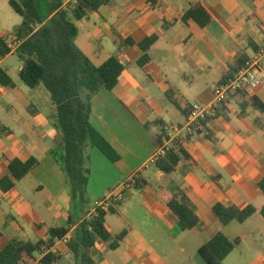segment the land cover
<instances>
[{
	"label": "crops",
	"instance_id": "0c3cea01",
	"mask_svg": "<svg viewBox=\"0 0 264 264\" xmlns=\"http://www.w3.org/2000/svg\"><path fill=\"white\" fill-rule=\"evenodd\" d=\"M193 5L210 14L207 26L184 20ZM75 24V44L94 65L111 56L124 65L117 86L91 99V123L119 155L112 162L98 148H89L91 209L120 182H137L106 212L113 239L125 233L119 246L112 250L98 240L90 250L93 264H207L199 249L218 233L240 239L224 264H264V195L259 188L264 113L252 104V97L264 104V58L260 87L232 95L208 116L200 133L178 144L187 156L174 173L166 176L150 163L161 146L157 136L162 128L166 135L167 128L185 125L191 104L211 105L214 88L264 50V0H113ZM152 36L150 60L141 66L138 44ZM119 38L135 45H122ZM21 68L14 76L5 69L13 86L0 85L5 107L0 111V179L10 159L35 158L37 164L11 190L0 189V251L14 239L46 241L49 229L67 227L73 214L65 175L50 153L60 138L50 93L42 85L28 89L19 77ZM171 181L186 191L196 209L199 224L191 230L182 229L165 202ZM216 204L252 206L255 213L225 225L213 213ZM91 209L76 210L64 238L20 264H38L50 252L59 257L52 264H80L69 243L77 239Z\"/></svg>",
	"mask_w": 264,
	"mask_h": 264
},
{
	"label": "trees",
	"instance_id": "16d2710c",
	"mask_svg": "<svg viewBox=\"0 0 264 264\" xmlns=\"http://www.w3.org/2000/svg\"><path fill=\"white\" fill-rule=\"evenodd\" d=\"M65 1L9 0L10 6L23 20L13 32L0 33V57L3 59L11 54L8 42H18L16 54L22 63L19 77L29 88L42 85L50 93L54 106L53 124L60 135L50 153L65 175V189L73 203V214L70 215L67 227L50 228L46 241L33 243L14 239L9 242L0 251V264H20L24 259L33 257L43 246L50 248L58 239L67 235L76 210L87 213L91 209L87 189L90 176L89 148H98L112 162L119 160L118 153L91 123V99L101 89L112 91L117 86L124 65L117 56H111L96 66L75 44L78 34L75 20L97 12L101 6L113 0H75L67 4ZM211 19L201 5H193L184 15L185 21L193 20L200 27L207 26ZM118 40L122 45H135L132 39ZM155 40L156 37L152 36L138 44L143 52L138 60L139 65L144 66L150 60L148 51ZM0 85L6 88L13 86L12 78L2 67ZM252 104L264 113V104L258 98L252 97ZM188 114L189 110L186 116ZM161 132L157 142L163 145L167 137L163 128ZM186 156L181 146L173 144L164 156L157 159L156 166L169 176ZM36 164L35 158L25 162L17 158L10 159L7 175L0 179V189L3 192L11 190ZM259 188L264 195V179L259 182ZM168 191L164 199L172 216L179 221L184 231L195 228L199 224V217L186 191L173 181ZM213 213L226 225L244 222L255 213V208L249 206L239 209L233 205L216 204ZM262 215L264 217V208ZM105 216L106 212L99 211L97 216L82 222L77 239L69 243L75 260L80 259V264H93L90 250L98 240L109 244L112 250L119 246L118 240L125 233L113 239L106 229ZM239 243V238L231 240L218 233L200 247L199 254L207 264H224L225 258ZM58 258L57 254L50 252L38 264H52Z\"/></svg>",
	"mask_w": 264,
	"mask_h": 264
},
{
	"label": "built area",
	"instance_id": "2783aa9c",
	"mask_svg": "<svg viewBox=\"0 0 264 264\" xmlns=\"http://www.w3.org/2000/svg\"><path fill=\"white\" fill-rule=\"evenodd\" d=\"M17 46L18 42L15 40L8 42V47L11 52L16 51ZM263 58L264 50L261 49L257 51L251 59L240 66L232 78L219 83L214 88V101L211 105L205 106L199 103L191 104L188 107L189 114L185 125H175L166 129L167 138L164 139V144L160 146L157 153L151 158L150 163L156 164L157 159L164 156L171 145H178L186 139L195 137L198 132L203 130V123L207 120L208 116L215 113L217 108L226 100L231 99L232 95L238 92L254 91L258 89L261 85L260 73L262 70ZM1 62L2 58L0 57V63ZM135 184L136 180L134 178L120 182L109 195L94 203L89 220L97 216L99 211L108 212L111 207L122 202L128 192L134 188Z\"/></svg>",
	"mask_w": 264,
	"mask_h": 264
},
{
	"label": "rangeland",
	"instance_id": "374dc122",
	"mask_svg": "<svg viewBox=\"0 0 264 264\" xmlns=\"http://www.w3.org/2000/svg\"><path fill=\"white\" fill-rule=\"evenodd\" d=\"M42 8L44 9V6ZM22 20H23L22 17L18 15L13 10V8L10 6L9 0H0V33L1 34H5L7 32H13L14 29L22 23ZM77 44L80 45V40L78 41ZM83 48H86V47H83ZM87 52H89L88 54H90V51H87ZM21 64L22 63L18 55L15 53H12L4 59L2 66L4 69H7L10 75L14 76L16 74V69ZM26 87L28 89H31L28 86ZM3 104H4L3 102L0 103V111L5 110V107Z\"/></svg>",
	"mask_w": 264,
	"mask_h": 264
}]
</instances>
